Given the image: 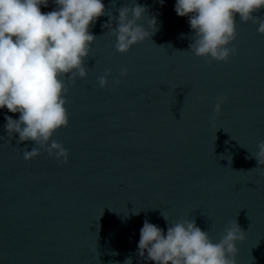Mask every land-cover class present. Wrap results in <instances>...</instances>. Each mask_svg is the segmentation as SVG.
I'll list each match as a JSON object with an SVG mask.
<instances>
[{"label": "water", "instance_id": "obj_1", "mask_svg": "<svg viewBox=\"0 0 264 264\" xmlns=\"http://www.w3.org/2000/svg\"><path fill=\"white\" fill-rule=\"evenodd\" d=\"M102 2L113 16L144 5L139 23L154 31V17L158 30L121 54L107 15L90 27L97 38L87 78L69 84V126L52 137L68 150L67 163L44 150L24 160L35 145L7 138L4 117L19 113L0 109V264H124L129 256L152 264L137 254L146 219L165 233L168 222L195 219L213 242L236 220L246 232L237 264H264V165L250 154L264 140L258 25L237 19L238 55L209 63L184 52L193 33L176 0ZM54 8L49 0L41 11ZM217 97H225L219 114Z\"/></svg>", "mask_w": 264, "mask_h": 264}, {"label": "clouds", "instance_id": "obj_2", "mask_svg": "<svg viewBox=\"0 0 264 264\" xmlns=\"http://www.w3.org/2000/svg\"><path fill=\"white\" fill-rule=\"evenodd\" d=\"M52 2L54 10L45 13L41 7H47L49 0H0V109L19 113L18 119L4 117L7 138L18 134V144L30 141L35 145L31 150L24 148V160L30 161L44 150L67 163L68 150L52 137L69 126V84L87 78L86 62L97 38L90 27L107 15L109 22L104 27L115 23L107 35L115 37V49L121 54L150 39L158 29L154 17V31L149 32L139 23L147 7L138 3L120 7L119 15L113 16L102 0ZM261 10L264 0H176L177 16L188 17L193 33L189 50L184 52L209 63L228 62L238 55L234 45L237 19L258 25V34L264 35V16L256 15ZM110 75L108 69L98 77L100 88L109 85ZM127 75L128 69L122 68L120 76ZM112 83L118 86L120 80ZM224 101L225 97L216 98L215 114H219ZM257 149L250 153L251 157L264 165V140ZM161 214L168 222V217ZM245 234L236 220L230 221L219 241L213 242L195 219L168 222L166 233L146 219L140 229L137 254L152 264H237V244L245 239ZM124 264H132L131 256Z\"/></svg>", "mask_w": 264, "mask_h": 264}]
</instances>
